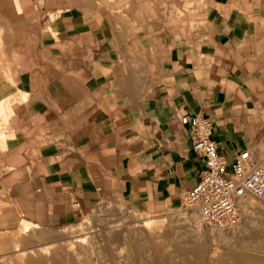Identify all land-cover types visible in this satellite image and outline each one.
<instances>
[{"label": "crops", "instance_id": "0c3cea01", "mask_svg": "<svg viewBox=\"0 0 264 264\" xmlns=\"http://www.w3.org/2000/svg\"><path fill=\"white\" fill-rule=\"evenodd\" d=\"M3 40L0 234L104 201L183 207L204 169L184 115L230 165L264 159V0H45L13 52Z\"/></svg>", "mask_w": 264, "mask_h": 264}, {"label": "rangeland", "instance_id": "374dc122", "mask_svg": "<svg viewBox=\"0 0 264 264\" xmlns=\"http://www.w3.org/2000/svg\"><path fill=\"white\" fill-rule=\"evenodd\" d=\"M117 1L130 0H97ZM44 4L45 0H0V53L4 38L5 53L14 51L13 43L23 40ZM247 208L238 225L221 232V226L181 205L150 215L120 200L104 201L67 228L26 229L23 224L0 234V264H190L199 247L202 264H221L226 256L241 255L245 264H264V202L255 200ZM145 220L153 226L146 228Z\"/></svg>", "mask_w": 264, "mask_h": 264}, {"label": "built area", "instance_id": "2783aa9c", "mask_svg": "<svg viewBox=\"0 0 264 264\" xmlns=\"http://www.w3.org/2000/svg\"><path fill=\"white\" fill-rule=\"evenodd\" d=\"M180 122L190 126L193 148L204 163L199 183L184 192L183 207L224 228L238 225L250 202H264V159L255 161L245 151L230 165L212 139L208 119L184 115Z\"/></svg>", "mask_w": 264, "mask_h": 264}, {"label": "bare ground", "instance_id": "6f19581e", "mask_svg": "<svg viewBox=\"0 0 264 264\" xmlns=\"http://www.w3.org/2000/svg\"><path fill=\"white\" fill-rule=\"evenodd\" d=\"M16 8L18 9V11H20L21 9H20V5H19V3H16ZM17 11V12H18ZM122 206V205H121ZM248 209V208H247ZM139 213V212H138ZM135 214V213H134ZM139 215V214H138ZM145 227L146 228H149L150 226H153V225H151V221L150 220H145ZM157 223H159V221L157 222ZM161 223V222H160ZM158 225V224H157ZM159 226V225H158ZM161 226V225H160ZM31 228H33V226H31V225H28L27 224V226H26V229H31ZM163 228V227H162ZM231 230V229H227V228H223L222 227V229H219V231H221V232H223V230ZM28 231V230H27ZM30 232V231H29ZM221 232H220V234H221ZM199 234V233H198ZM116 236V235H115ZM118 238V237H117ZM133 239V238H132ZM132 247V246H131ZM181 247V246H180ZM179 247V248H180ZM194 247V246H193ZM185 248V247H184ZM132 249V248H131ZM180 249H182V248H180ZM189 249H191V248H189ZM193 250V249H192ZM202 250V249H201ZM200 250V247H199V249H195V257H196V260H195V262H193V263H190V264H202L203 263V261H204V254H203V252ZM205 252V251H204ZM227 254V253H226ZM225 254V255H226ZM231 255H234V254H231ZM172 256V255H171ZM244 255H241V256H231V257H224V259H222V261H221V264H245L244 263ZM221 259V258H220ZM78 260V259H77ZM254 262V261H253ZM256 263V262H255ZM262 263V262H261ZM185 264V263H184ZM258 264V263H257Z\"/></svg>", "mask_w": 264, "mask_h": 264}]
</instances>
